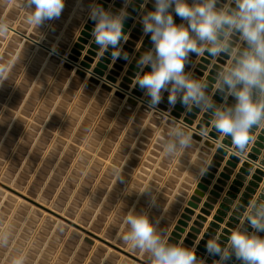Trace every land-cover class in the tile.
Masks as SVG:
<instances>
[{"label":"rangeland","instance_id":"1","mask_svg":"<svg viewBox=\"0 0 264 264\" xmlns=\"http://www.w3.org/2000/svg\"><path fill=\"white\" fill-rule=\"evenodd\" d=\"M22 2L0 0V17L14 22L10 30L42 35L26 23ZM10 30L0 37V65L9 66L0 84V180L115 242L124 243L131 209L155 224L164 203L151 201L145 151L161 150L164 140L153 141L157 129L147 126L146 111L125 110L114 93L81 84L55 55ZM5 234L0 264L21 254L25 264H138L0 186Z\"/></svg>","mask_w":264,"mask_h":264},{"label":"clouds","instance_id":"2","mask_svg":"<svg viewBox=\"0 0 264 264\" xmlns=\"http://www.w3.org/2000/svg\"><path fill=\"white\" fill-rule=\"evenodd\" d=\"M64 6L65 0H23L21 4L27 12L26 23L35 29L58 18ZM127 15V0L117 13L98 3L90 6L89 16L95 22L92 36L100 55L110 46L114 57L121 55ZM175 17L181 22L177 23ZM140 22L153 47L139 57L141 73L134 84L145 89L151 110H156L166 91L171 105L179 101L188 112H210L215 132L231 139L233 156L244 158L254 142V129L264 127V0H153V10L145 11ZM9 30L7 20L0 19V37ZM234 36L239 37L242 48L234 47ZM204 53L231 58V63L216 75L217 92L225 98L219 104L209 94L207 80L185 70L193 55ZM7 71V65H0V84L7 79ZM191 146V132L174 121L163 141L165 155L173 157ZM204 171L201 169V173ZM113 174L117 181L122 179L121 169H114ZM247 208H251L244 218L247 227L237 225L223 242L215 234L207 239V254L218 257L213 264H230L233 259L239 264H264V199L250 201ZM123 222L127 230L122 240L132 250L145 254L148 264H208L191 247L170 242L146 212L131 209ZM7 244L8 236L0 235V246ZM11 264H25L24 255L14 257Z\"/></svg>","mask_w":264,"mask_h":264},{"label":"crops","instance_id":"3","mask_svg":"<svg viewBox=\"0 0 264 264\" xmlns=\"http://www.w3.org/2000/svg\"><path fill=\"white\" fill-rule=\"evenodd\" d=\"M97 1L98 0H69V2H67V0H65L66 8L63 9V14L60 15L62 18L59 22L61 28L58 31L59 34L56 35V40L53 42L54 47L58 46V42L62 40V36L64 35L70 38L68 50L74 46L84 24L87 22L88 18H90V6L93 3H97ZM114 2H119L121 6L115 7ZM131 2H133V0H127V10L128 8H131ZM191 2L192 0H189V3ZM107 4L108 7L105 9L110 10L111 8H116L119 12L121 8L125 7L126 0H110ZM137 4L139 7L136 9L133 8L135 13L131 15L132 20L130 22L128 21L129 25L123 27L125 30L124 34L126 35V41L122 40L121 46L122 51L127 52L128 56L125 58V63L122 64L123 69L118 76V82L122 81L123 76H125L127 70L130 69V64L134 63V60L138 61L143 52L153 47L151 39H148V35L144 34L143 28L140 33L134 32L136 23L141 21L140 18L144 12L147 10H153V0H140ZM23 12H26L24 8L22 9L21 14ZM55 20L56 18L46 22L43 27H39L43 32V34L40 35V40H43L45 35L49 33V29L52 28V24ZM175 20L177 23L181 22L179 17H175ZM28 28L29 29H26L27 31L33 32L31 31L32 27ZM131 34H134L136 38H132ZM93 38L94 37L92 36L89 39V43L86 44V49L83 50V54H86V50L89 48L90 43L93 42ZM128 40H132L133 43H128ZM233 44L234 47L238 48L244 46L243 43L239 41L238 36L233 37ZM124 46H129L131 49L126 50L124 49ZM36 48L41 47L38 46ZM101 56L102 55H100V52L98 51L93 67L96 66V63L100 60ZM202 57H205L208 61L203 63L204 67L198 68V63H200ZM117 58L118 57L114 56L111 58V62L108 64V69H106V74L109 73L113 64L117 62ZM229 63H231V58L227 55L221 54L219 57L214 58L209 54L205 55L204 53L202 56L193 55L190 62L186 65L185 70L192 72L197 78L206 79L209 85V94L213 95L215 102L219 104L222 103L225 98L217 92L216 75ZM138 66L139 71H136V76L138 73H141V66L139 64ZM195 70H199L198 73H195ZM143 71H146V68H143ZM212 71L214 72L213 74ZM208 76H211L212 79H208ZM135 79L136 77L134 78V81ZM131 87H134V83ZM114 90H116V88H114ZM165 93L166 91L164 94ZM227 102L229 104L232 103L231 98H227ZM139 104V106H143V103L140 102ZM173 106L174 105L170 104L169 110H171ZM186 111L185 108V111L182 113V118L185 116ZM146 113L148 114V118L146 119L147 126H153L157 129L153 141H155V138L158 135L165 140L171 124L159 120V118L153 115V113H148L147 111ZM205 113L207 112L198 109L197 118L193 124L194 127L199 123V120ZM207 114L210 116L208 119V133L212 130V124L211 113L208 112ZM263 129L264 127L254 129L252 135L255 139L250 145L248 152H250ZM190 132L193 133L194 131L190 130ZM223 139V137H219L217 140L213 141L204 136L202 141H198L192 138V146L173 157L165 155L163 148L158 150L150 146L145 151L148 157V166L144 167V175L146 178L147 190L152 192L153 198H151V201L155 202V204L158 202L164 203L159 216L155 219V225L158 230L164 231L167 234V237L177 223V219L180 218V213L183 212L184 207L187 206V201L190 200V195L194 194L195 190L198 189L197 183L200 182V178L203 176L201 169H207V166L211 164L210 160L214 158L213 154L216 152L217 148L220 147L219 142ZM205 141H209L212 146H206L204 144ZM259 142L260 153L257 155V160H250V162H252V167L246 168V171L243 173H240V168L243 167V162L246 160L245 157L248 152L244 158L236 161L235 165H228L227 161L230 160L232 151L230 146H224L226 153L221 155L222 158L216 161L218 162V165H213L216 171L213 173L214 177L210 179L211 183L206 185L207 187L205 189H199L198 193L201 201L198 202V206L194 209L195 213L192 215V219L188 221V226L185 227V232L182 233V238H180L179 243H185L184 241L185 238H187V233L190 231V227L195 226L194 221L198 220L197 215L203 214L201 211L205 209L206 213L203 215L206 216L207 220L202 223V226L196 227L199 228V232H196V238L193 239L194 244L191 245V248L195 252H200V257L207 259L208 264H213L214 258L218 257H212L207 254L205 247L206 244L202 245L204 246L205 251H198L197 246L202 244L201 240L207 241L209 238H205L204 235L208 234L211 237L215 234L220 236L225 234L223 231L226 229L228 230V234L226 233L225 235L227 237L237 225L243 224L244 227H247L248 225L244 218L248 212L251 211V208H247V205L250 201L255 202L257 198H260V194H264V174H257L256 178H254L257 168L264 170V166L260 164L261 161L264 160V139ZM202 146H205L206 149L201 150ZM225 167H227L228 170H224ZM138 168L139 167H137V169ZM222 172H225L227 177H222ZM239 174H241L240 177H238ZM215 186H219V188L217 189ZM206 202L209 204L208 207L204 205ZM215 217H217V219H215ZM211 222H216L219 227L211 226ZM209 227L214 230V233H208L207 229ZM221 240L223 242L225 239ZM230 264H239V262L233 259L230 261Z\"/></svg>","mask_w":264,"mask_h":264},{"label":"water","instance_id":"4","mask_svg":"<svg viewBox=\"0 0 264 264\" xmlns=\"http://www.w3.org/2000/svg\"><path fill=\"white\" fill-rule=\"evenodd\" d=\"M110 0H98L97 3L101 4L104 8L108 7L107 2ZM140 0H133L130 3V7L127 10V17L124 21V26H128L129 22L132 20V16L135 12L133 8H138L139 5L137 2ZM69 2V0H67ZM115 7H120L121 4L119 2H114ZM66 8V6H64ZM113 13H117L118 10L116 8L110 9ZM63 14V12H62ZM1 18V17H0ZM142 20V17L140 18ZM7 20V19H4ZM62 20L61 16L56 18V22H53L52 28H50L49 33L45 35V38L42 41L40 39V33L31 32L30 34L25 33L27 30H22L18 28H12V30L18 33L22 39H26L31 41L33 44L38 45L41 49L45 50L47 55H55L56 59L60 63L61 59L65 60L63 67L71 72V77L73 79L78 80L81 84L84 81L87 82L88 85L96 86V89L101 88L100 92L109 96L111 93H114L115 97L119 100L120 103H123L124 109L129 111H134L136 108L143 109L148 113H153L159 120L163 121L164 116H168L169 118L166 120L167 124H172V121L181 123L186 126V128L190 131L193 130L192 138L198 141H202L203 137L206 136L207 138L215 141L219 138L218 134L212 127V130L207 133L208 125H209V114L205 113L203 117L199 120V123L194 127V121L197 118V111L198 109H194L191 112L186 111L185 116L182 118V113L185 111V106L177 101L173 108L169 111V101H168V93L166 92L163 96L162 101L156 106V110H151L150 108V97L144 95L145 89H142L138 84H134L132 88L131 85L134 83V78L136 77V71H139L138 61L134 60V63L130 64V69L127 70L126 75L123 76L122 81L118 82V76L120 75V71L123 69L122 64L125 63V58L128 56L127 52L122 51L121 56L117 58V62L113 64L112 68L109 70V73L106 74V69H108V64L111 62L112 55V48L111 46L107 51L103 53L100 57V60L96 63V66L93 67V63L95 62V58L98 55L99 45L96 44L94 38L93 42L90 43L89 48L86 50V54H83V50L86 49V44L89 43V39L92 37L94 21L91 18H88L87 22L84 24L83 29L81 30L77 40L74 43V46L68 50L70 38L67 36H62V40L58 42V46L53 45V42L56 40V35L59 34L58 29L61 28L59 22ZM129 21V22H128ZM10 22V25H14V22L7 20ZM11 27V26H10ZM143 25L141 22L136 23V27L134 28V32L140 33ZM123 28V32H124ZM68 33V32H66ZM132 38H136L134 34H131ZM148 39L150 35L147 36ZM128 43H133L132 40H128ZM147 43V42H146ZM35 46V45H34ZM124 49L130 50L129 46H124ZM126 54V55H125ZM207 55V53H205ZM208 60L205 57L200 59V63H198V68L204 67V62ZM150 68H146V71H149ZM199 70H195V73H198ZM214 72L212 71V74ZM208 79H212L211 76H208ZM114 88L116 90L114 91ZM143 103V106H139V103ZM125 113V112H124ZM207 133V134H206ZM264 139V129L261 131V134L258 136L257 141L252 146L250 152H248L247 156L245 157V161L243 162V167L240 168V173L246 171V168L252 167V162L250 160H257V155L260 153L259 146L260 140ZM220 145L223 143L224 146L231 145V139L224 138ZM204 144L206 146H212L209 141H205ZM205 146L201 147V150H205ZM226 153L225 148L218 147L216 152L213 154V159L210 160V163L207 166L206 171L203 172V176L200 178V182L197 183V188L194 194L190 195V200L187 201V206L184 207L183 212L180 213V218L177 219V223L174 225L173 230H171L170 235L167 237L170 242L172 243H179L180 238H182V233L185 232V227L188 226V221L192 219V215L195 213L194 209L198 206V202L201 201L199 196V189H205L210 182V179L214 177V169L213 165H218L216 162L218 159L222 158L221 155ZM241 159V158H240ZM237 157L231 155L230 160L227 161V164L235 165L236 161H239ZM235 161V162H233ZM264 166V160L261 163ZM224 170H228L227 167ZM256 174L254 178H256L257 174H264V170L261 168L256 169ZM241 174L238 175L240 177ZM222 177H227L225 172L221 173ZM0 186L10 190L11 192L15 193L16 195L21 196L22 198L26 199L27 201L34 203L39 208L47 210L51 214L59 217L60 219L64 220L65 222L72 224L75 228L79 229L80 231L84 232L88 236L92 237L93 239L103 243L109 248L118 251L124 254L126 257L131 259L133 262L138 264H148V259L142 256H139L136 252L132 250H128L124 243L120 241H113L111 238L107 236H103L100 233L88 228L87 226L81 224L80 222L74 221L71 217L65 216L60 213V211L49 207L48 205L34 199L28 194L23 193L19 189L10 186L9 184L5 183L4 181L0 180ZM215 188H219V186H215ZM264 191V189H263ZM214 193V192H213ZM260 198H264V194H260ZM206 207L209 204L206 202L204 204ZM203 214L206 213V210L203 209L201 211ZM203 214H198L197 219L194 221L195 226L190 227V231L187 233V238H185V243L183 244L186 247H191L194 244L193 239L196 238V232H199V228L197 226H202V223L207 220L206 216ZM217 219V217H215ZM221 221V220H220ZM211 226L219 227L216 222H211ZM208 233H214L211 227L208 229ZM225 234L220 235L221 239L226 240V233L228 234V230L223 231ZM205 238H210L208 234L204 235ZM201 245L197 246L198 251H205L204 246L206 244L205 240H201ZM200 252H196L197 256L200 257Z\"/></svg>","mask_w":264,"mask_h":264},{"label":"bare ground","instance_id":"5","mask_svg":"<svg viewBox=\"0 0 264 264\" xmlns=\"http://www.w3.org/2000/svg\"><path fill=\"white\" fill-rule=\"evenodd\" d=\"M0 19H4V18L1 17ZM8 23H10V22H8ZM12 25H13V24H12ZM16 28H17V27H16ZM10 29H11V28H10ZM28 29H29V28H28ZM19 31H20V30H19ZM14 33H15V32H14ZM30 33H31V32H30ZM30 33H29V34H30ZM32 50H33V49H32ZM47 61H48V60H47ZM49 61H50V60H49ZM56 65H57V64H56ZM47 78H48V77H47ZM114 91H115V90H114ZM52 92H53V91H52ZM70 107H71V106H70ZM230 148H231V147H230ZM9 185L12 186L11 184H9ZM1 187H2V186H1ZM12 187H13V186H12ZM14 187H15V186H14ZM3 188H4V187H3ZM5 189H6V188H5ZM7 190H8V189H7ZM8 191H10V190H8ZM20 197H21V196H20ZM37 199H38V198H37ZM41 201H42V200H41ZM41 201H40V202H41ZM42 203H43V202H42ZM32 204H34V203H32ZM34 205H35V204H34ZM48 206L50 207V205H48ZM52 207H53V206H52ZM52 207H51V208H52ZM43 210H44V209H43ZM44 211L47 212L46 210H44ZM60 213L63 214V212H60ZM63 215H66V214H63ZM53 216H55V215H53ZM66 216H67V215H66ZM57 218H59V217H57ZM75 221H77V220H75ZM70 225H72V224H70ZM72 226H73V225H72Z\"/></svg>","mask_w":264,"mask_h":264},{"label":"built area","instance_id":"6","mask_svg":"<svg viewBox=\"0 0 264 264\" xmlns=\"http://www.w3.org/2000/svg\"><path fill=\"white\" fill-rule=\"evenodd\" d=\"M25 40H23L22 42H24ZM64 63H65V60L64 59H61V61H60V65H64ZM9 67V66H8ZM8 71H9V68H8ZM7 71V72H8ZM7 72L5 73V74H7ZM168 112H170V110L168 111ZM169 117L168 116H164V119H163V121H165L166 122V120L168 119Z\"/></svg>","mask_w":264,"mask_h":264}]
</instances>
